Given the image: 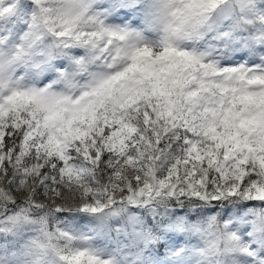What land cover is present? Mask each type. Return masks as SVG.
I'll use <instances>...</instances> for the list:
<instances>
[{"label":"snow or ice","instance_id":"6c2138e0","mask_svg":"<svg viewBox=\"0 0 264 264\" xmlns=\"http://www.w3.org/2000/svg\"><path fill=\"white\" fill-rule=\"evenodd\" d=\"M0 264H264V0H0Z\"/></svg>","mask_w":264,"mask_h":264}]
</instances>
